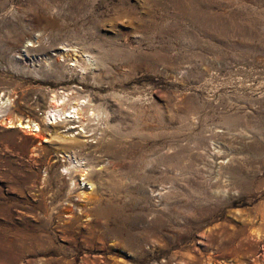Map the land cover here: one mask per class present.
<instances>
[{
    "label": "rangeland",
    "instance_id": "rangeland-1",
    "mask_svg": "<svg viewBox=\"0 0 264 264\" xmlns=\"http://www.w3.org/2000/svg\"><path fill=\"white\" fill-rule=\"evenodd\" d=\"M121 5L0 0V264H264V0Z\"/></svg>",
    "mask_w": 264,
    "mask_h": 264
},
{
    "label": "bare ground",
    "instance_id": "bare-ground-1",
    "mask_svg": "<svg viewBox=\"0 0 264 264\" xmlns=\"http://www.w3.org/2000/svg\"><path fill=\"white\" fill-rule=\"evenodd\" d=\"M121 2H122V5L120 6V7H118V8H116L114 11V15L117 17H121V18H127L126 19V23L128 22V23H133V22H135V24L136 23H140L141 24V21H142V18L141 17H136L135 15H133L131 12H129V11H126V9L123 7V3H124V0H120ZM138 1V0H137ZM203 1V0H202ZM77 2V1H76ZM140 3V2H139ZM145 3H146V0H145ZM80 4V3H79ZM148 4V3H147ZM139 5H142V4H139ZM152 5V4H151ZM150 5V6H151ZM204 5V4H203ZM86 6V5H85ZM115 6V5H114ZM81 7V6H80ZM146 7V6H145ZM131 8V7H130ZM147 8V7H146ZM151 8V7H150ZM200 9V8H199ZM204 9V8H203ZM209 11V10H208ZM208 11H199V10H197V9H193V11H192V13H189L187 16H188V18L190 19V18H192V19H198V20H200V21H204L205 22V24H207V26H212L213 25V22L214 21H221V14H216V13H210V12H208ZM153 12V11H152ZM146 13V14H145ZM135 14V13H134ZM144 14L145 15H149V16H151L150 15V12H149V10L147 9V11H145L144 12ZM163 14V13H162ZM140 15V14H139ZM142 15H143V12H142ZM153 16V15H152ZM176 16V15H175ZM174 16V17H175ZM116 18V19H118L119 20V18ZM173 17V18H174ZM161 18V17H160ZM177 18V17H176ZM155 19V18H154ZM179 19V18H178ZM106 20V19H105ZM109 20V19H108ZM112 20H113V18H112ZM120 20H122V19H120ZM147 20H148V18H147ZM166 20V19H165ZM177 20V19H176ZM183 20V19H182ZM123 21H124V19H123ZM150 21V20H149ZM107 22V21H106ZM113 22V21H112ZM151 22V21H150ZM149 22V23H150ZM106 24V23H105ZM113 24V23H112ZM108 25H110V24H108ZM114 26V25H113ZM130 26V25H129ZM132 26H134V25H132ZM131 26V27H132ZM149 26V25H148ZM152 26V25H151ZM139 27V26H138ZM138 27H137V29H138ZM163 27H164V25H163ZM133 28V27H132ZM76 29V28H75ZM136 29V28H135ZM168 29V28H167ZM139 30V29H138ZM141 30V29H140ZM169 30V29H168ZM143 31V30H142ZM158 31V30H157ZM173 31V30H172ZM171 31V32H172ZM159 32V31H158ZM165 32V31H164ZM152 33V32H151ZM156 33V32H155ZM161 33H162V31H161ZM160 33V34H161ZM151 35V34H150ZM148 36V35H147ZM91 37V36H90ZM154 38V37H153ZM98 46V45H97ZM103 47V46H102ZM106 50H108V49H106ZM116 51V50H115ZM104 52H105V50H104ZM103 53V52H102ZM114 53V52H113ZM143 54V53H142ZM160 54V53H159ZM85 55V54H84ZM144 55V54H143ZM89 56V55H88ZM106 56H108V54H106ZM154 56V55H153ZM91 57V56H90ZM129 57H130V54H129ZM85 58V57H84ZM109 58V57H108ZM87 61V60H86ZM91 61V60H90ZM89 61V62H90ZM103 62V61H102ZM125 62V59H122V60H120L117 64H122V63H124ZM90 64V63H89ZM94 64V63H93ZM103 64V63H102ZM55 95V94H54ZM61 98V97H60ZM51 100H52V110H51V112H55V111H58V109H59V107L62 105H64L65 103H64V99L63 98H61V99H59L58 97H55V96H52V98H51ZM66 100V99H65ZM68 101V100H67ZM78 101V100H77ZM76 101V102H77ZM63 103V104H62ZM82 103V102H81ZM51 104V103H50ZM83 104V103H82ZM67 105V104H66ZM69 105V104H68ZM67 105V106H68ZM71 105V104H70ZM78 105V104H77ZM76 105V106H77ZM61 106V107H62ZM78 109H80L79 107H78ZM81 111V110H80ZM83 111V110H82ZM48 112V111H47ZM50 112V111H49ZM56 113V112H55ZM75 113H77V108L76 107H74L73 105L72 106H69V109L68 110H61L60 111V113L58 114V116H55V114H49V119H50V121H52L53 123L55 122V123H57V122H59L62 118L63 119H65V118H67V117H69V119H70V117L71 116H73V115H75ZM90 113V115H92L93 114V112L91 111V112H89ZM50 115H51V117H50ZM81 117V116H80ZM80 117H78V118H80ZM48 119V120H49ZM77 119V118H76ZM112 119H117L120 123H121V125H122V128L124 129L125 127H126V123H127V121H129V120H131V116L129 115V114H127V113H125V112H123L121 109H118V111L114 114V116L113 117H110V120H112ZM134 119V118H133ZM72 120V119H71ZM78 121V120H77ZM66 122V121H65ZM29 123V122H28ZM51 123V122H50ZM31 124V123H30ZM37 124L35 123V127L38 129V131H40L39 130V127H37L36 126ZM52 125V124H51ZM81 125V124H80ZM129 125V124H128ZM144 125V124H143ZM146 125H148V123H146ZM18 126L19 127H21V128H28V127H30V125L29 124H27V123H24V124H21V123H19L18 124ZM32 126V125H31ZM34 126V125H33ZM40 126V125H39ZM69 127H71V126H69ZM141 127V126H140ZM29 129V128H28ZM34 131H36V130H34ZM37 131V132H38ZM38 133H40V132H38ZM61 132H58V127H54L53 129H52V131H51V133L49 134V136H43V135H41L42 137L40 138V140L41 141H43V142H47V141H51L50 140V138H52V137H56V138H60L61 139V141H64L65 140V142L66 141H68L67 139H69V138H66V137H63L61 134H60ZM106 133H108L107 135H109L110 137H112L114 134H110V132H108V131H106ZM105 133V134H106ZM41 134V133H40ZM116 134V133H115ZM36 136H37V134H35ZM73 136H74V134H73ZM109 136H108V138H104L103 137V139H102V141L100 140H98L94 145H92L91 147H93V149H94V151L95 150H98V151H101V152H103V153H107V154H109L110 156H112V157H116V158H118V159H120V160H123V157H130V155H131V151H132V144L131 143H125V139L124 140H121L120 138H117L116 137V135L115 136H113V138H112V141H111V139H109ZM120 136V135H119ZM38 137H39V135H38ZM69 137H71V136H69ZM76 138V137H75ZM75 140H77V138L76 139H73V137H72V139H70L67 143V145H74L75 143H77V141H75ZM80 140V139H79ZM127 141V140H126ZM56 142V141H55ZM85 142V141H84ZM61 143V142H60ZM58 144V143H57ZM64 144V143H63ZM80 147H83L86 143H83V142H80ZM86 146V145H85ZM136 148V147H135ZM74 149V148H73ZM72 149V150H73ZM77 149V148H76ZM82 149V148H81ZM84 149V148H83ZM132 153H133V151H132ZM133 155H135L134 153H133ZM131 157H133V156H131ZM131 160V159H130ZM137 162V161H136ZM72 163V162H71ZM78 163V162H77ZM139 163V162H138ZM73 164V163H72ZM135 164V163H134ZM141 164V163H140ZM70 167H71V165H70ZM69 168V167H68ZM78 169H79V167H77ZM67 169V168H66ZM77 169V170H78ZM83 170V169H82ZM77 172V171H76ZM86 176V175H85ZM83 177V176H82ZM90 183V182H89ZM88 183V184H89ZM92 184H93V182H91ZM93 187V186H92ZM84 193V192H83ZM89 194V193H88ZM84 196V195H83ZM72 216V215H71ZM259 233V232H258Z\"/></svg>",
    "mask_w": 264,
    "mask_h": 264
}]
</instances>
